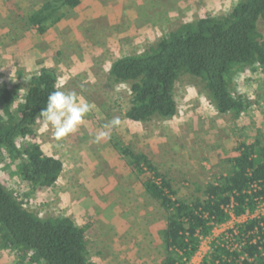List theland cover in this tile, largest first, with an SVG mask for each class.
I'll return each instance as SVG.
<instances>
[{
	"label": "rangeland",
	"instance_id": "374dc122",
	"mask_svg": "<svg viewBox=\"0 0 264 264\" xmlns=\"http://www.w3.org/2000/svg\"><path fill=\"white\" fill-rule=\"evenodd\" d=\"M238 1L83 0L74 9L55 1L61 8L58 19L46 22V30L39 33L29 18L54 0H0V87L18 88L12 111L24 102L30 76L44 68L55 71L57 89L74 90L96 106L63 139L57 140L42 121L35 127L36 144L63 164L60 179L50 189L36 192L20 176L19 162L5 152H0V180L39 218L68 217L83 228L93 264H161L166 257V214L150 200L122 149L146 155L169 181L176 199L190 202L198 196L195 185L217 183L231 171L230 160L240 143L251 144L259 133L264 135L262 68L235 70L231 91L247 104L237 118L219 115L201 82L182 76L174 92L175 117L132 124L124 118L129 86L108 79L116 60L142 53L181 24L225 15ZM259 31L264 37V23ZM115 116L121 125L110 139L95 142L96 133ZM255 218H264V203L214 228L188 264H202L214 245L237 248L238 227ZM0 264L29 263L0 246Z\"/></svg>",
	"mask_w": 264,
	"mask_h": 264
},
{
	"label": "trees",
	"instance_id": "16d2710c",
	"mask_svg": "<svg viewBox=\"0 0 264 264\" xmlns=\"http://www.w3.org/2000/svg\"><path fill=\"white\" fill-rule=\"evenodd\" d=\"M74 9L79 0H54L29 18L37 32L61 9ZM52 22V21H51ZM53 23V22H52ZM264 0H239L222 16H206L181 24L153 46L113 62L109 81L129 86V108L124 118L146 123L154 118L171 120L177 114L176 83L182 76L198 79L219 115L239 117L247 108L242 96L231 91L236 69H264ZM58 78L44 68L30 76L24 102L15 107L18 88L0 87V152L7 153L23 180L36 192L50 189L63 173L62 162L36 144L35 127L48 95L57 90ZM22 142L18 146V142ZM29 142V143H27ZM150 200L166 214L163 242L166 257L161 264H188L201 240L226 223L231 214L241 217L264 203V135L251 144L240 143L230 160L231 171L217 183L195 185L197 197L190 202L176 193L159 175L148 157L121 150ZM237 248L214 245L202 264H264V218L238 227ZM0 246L16 252L29 264H93L87 256L85 231L68 217L39 218L25 209L0 180Z\"/></svg>",
	"mask_w": 264,
	"mask_h": 264
},
{
	"label": "clouds",
	"instance_id": "9594fccd",
	"mask_svg": "<svg viewBox=\"0 0 264 264\" xmlns=\"http://www.w3.org/2000/svg\"><path fill=\"white\" fill-rule=\"evenodd\" d=\"M83 95L72 90H54L41 109L39 116L44 128H51L57 140L75 133L86 122L87 116L95 109ZM122 121L119 116L113 117L95 135V142L110 139L112 130L118 128Z\"/></svg>",
	"mask_w": 264,
	"mask_h": 264
},
{
	"label": "crops",
	"instance_id": "0c3cea01",
	"mask_svg": "<svg viewBox=\"0 0 264 264\" xmlns=\"http://www.w3.org/2000/svg\"><path fill=\"white\" fill-rule=\"evenodd\" d=\"M123 1H124V0H123ZM130 1H135V2H136V1H138V0H130ZM79 2L81 3V5L83 4V0H79ZM176 4L179 5V6L181 5V4H179V3H176Z\"/></svg>",
	"mask_w": 264,
	"mask_h": 264
},
{
	"label": "built area",
	"instance_id": "2783aa9c",
	"mask_svg": "<svg viewBox=\"0 0 264 264\" xmlns=\"http://www.w3.org/2000/svg\"><path fill=\"white\" fill-rule=\"evenodd\" d=\"M228 211H229V212H230V214L232 215V213H231V212H232V209H231V208H229V209H228Z\"/></svg>",
	"mask_w": 264,
	"mask_h": 264
}]
</instances>
